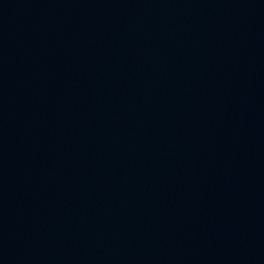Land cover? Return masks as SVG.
Masks as SVG:
<instances>
[{
	"label": "water",
	"instance_id": "obj_1",
	"mask_svg": "<svg viewBox=\"0 0 264 264\" xmlns=\"http://www.w3.org/2000/svg\"><path fill=\"white\" fill-rule=\"evenodd\" d=\"M0 264H264V0H0Z\"/></svg>",
	"mask_w": 264,
	"mask_h": 264
}]
</instances>
